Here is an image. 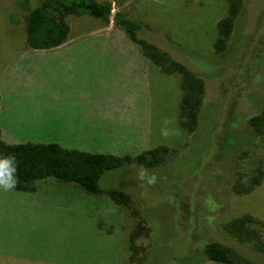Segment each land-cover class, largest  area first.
<instances>
[{
    "label": "rangeland",
    "instance_id": "rangeland-1",
    "mask_svg": "<svg viewBox=\"0 0 264 264\" xmlns=\"http://www.w3.org/2000/svg\"><path fill=\"white\" fill-rule=\"evenodd\" d=\"M40 1L0 0V85L21 65L20 84L32 86L35 55L67 50L26 46L24 17ZM226 4L132 0L125 7L126 17L142 26V39L149 41L147 29L169 38L174 55L204 80L196 129L187 134L179 126L177 75H156L153 103L164 104L159 113L167 135L154 147L174 150L173 157L156 168L132 164L102 175V191L120 189L130 196L126 209L104 193L90 194L52 178L34 181L33 192L0 189V264H130L127 237L140 222L144 230L135 240L139 264H215L201 254L208 241L261 260L255 244L264 248V137L247 120L264 108V0H241L225 50L217 55L212 50L215 24ZM72 20L66 18L71 38L88 36L99 25L87 15ZM258 166L263 170L258 186L234 194L230 188H246ZM245 214L261 222L249 224L257 231L255 243H238L222 229Z\"/></svg>",
    "mask_w": 264,
    "mask_h": 264
},
{
    "label": "crops",
    "instance_id": "crops-1",
    "mask_svg": "<svg viewBox=\"0 0 264 264\" xmlns=\"http://www.w3.org/2000/svg\"><path fill=\"white\" fill-rule=\"evenodd\" d=\"M95 1L110 4L112 12L125 16V7L132 4ZM82 16L73 17L80 21ZM95 20L99 25L88 36L67 35L53 48L67 50L35 55L32 86L20 84L23 66L10 71L0 85V140L7 144L36 140L133 157L163 139L167 130L159 109L164 104L153 103L154 79L162 74L111 21ZM69 33H74L72 24Z\"/></svg>",
    "mask_w": 264,
    "mask_h": 264
},
{
    "label": "trees",
    "instance_id": "trees-1",
    "mask_svg": "<svg viewBox=\"0 0 264 264\" xmlns=\"http://www.w3.org/2000/svg\"><path fill=\"white\" fill-rule=\"evenodd\" d=\"M226 1L225 15L215 24L216 36L212 50L217 55L225 50L226 41L232 33L241 7V0ZM82 15L105 23L111 21L114 27L122 30L130 41L138 46L142 56L154 64L161 74L177 75L180 91L177 113L179 126L185 133L192 134L197 126L204 80L200 75L197 76L198 73L193 72L188 63L185 64L174 55L175 50L169 46V38L147 29L145 32L150 37L149 41L142 39L140 36L142 26L121 12H112L110 4L98 3L95 0H41L24 17L26 46L32 50L44 51L62 45L69 32L66 18ZM200 70L206 71L208 68L201 66ZM247 124L256 134H262L264 137V108L259 114L248 118ZM174 153V150L160 145L133 157L113 156L66 149L55 143L7 144L0 140V158L15 157L14 163L17 166L15 175L19 179L15 190L33 192L34 181L52 178L60 183L78 185L90 194L104 193L122 209L128 207L130 196L120 189L110 188L102 191L98 187L102 175L116 172L123 166L132 164L143 168H156L171 159ZM256 172V177L251 179L246 188L236 185L230 188L232 192L236 195L247 194L257 187L263 176L261 166L256 168ZM134 214L137 216V211ZM141 224V222L137 224L127 237L130 264H139L142 260L138 259L140 248L135 244L136 238L144 230ZM249 224L259 225L261 222L245 214L225 222L222 229L238 243L249 244L257 240V231L251 229ZM261 225L264 227V224ZM255 251L261 255V260L217 241H208L201 245L203 258L215 264H264V248L255 244Z\"/></svg>",
    "mask_w": 264,
    "mask_h": 264
},
{
    "label": "clouds",
    "instance_id": "clouds-1",
    "mask_svg": "<svg viewBox=\"0 0 264 264\" xmlns=\"http://www.w3.org/2000/svg\"><path fill=\"white\" fill-rule=\"evenodd\" d=\"M164 135H167V133L165 132ZM14 161V156L0 158V189H3L6 192L13 190L19 183V179L15 175L17 172V166ZM154 181L155 177H152L149 180V183H153Z\"/></svg>",
    "mask_w": 264,
    "mask_h": 264
}]
</instances>
